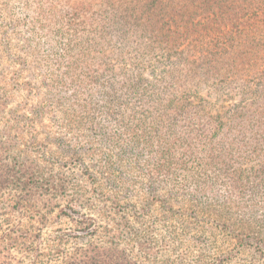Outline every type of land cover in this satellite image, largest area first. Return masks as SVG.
I'll return each instance as SVG.
<instances>
[{
    "label": "rangeland",
    "instance_id": "1",
    "mask_svg": "<svg viewBox=\"0 0 264 264\" xmlns=\"http://www.w3.org/2000/svg\"><path fill=\"white\" fill-rule=\"evenodd\" d=\"M46 25L44 0H0V264H69L110 247L118 250L112 264H264V246L238 240L224 221L198 209L188 190L168 192L188 186L170 175L194 164L174 163L190 149L187 124L173 123L172 135L151 133L153 149L123 152L105 115L92 121L96 129L88 122L89 109L104 106L92 81L99 70L92 45L66 54L47 39ZM165 63H151L148 78H160ZM60 79L68 84L57 86ZM248 90L262 96L257 82ZM242 96L222 106L252 102ZM157 142L170 158L157 166L165 175L151 179L155 162L147 160L161 154ZM258 164L242 168L255 174Z\"/></svg>",
    "mask_w": 264,
    "mask_h": 264
},
{
    "label": "trees",
    "instance_id": "2",
    "mask_svg": "<svg viewBox=\"0 0 264 264\" xmlns=\"http://www.w3.org/2000/svg\"><path fill=\"white\" fill-rule=\"evenodd\" d=\"M2 6L7 10V3ZM44 23L54 47L61 43L70 54L91 44L88 53L97 56L92 81L104 106L90 108L88 122L105 115L109 137L123 152L153 149L151 133L172 135L173 123L187 124L190 149L171 156L175 164H194L170 175H181L188 186L168 192L188 190L198 209L224 221L238 240L264 246V0H44ZM2 45L9 47L10 39ZM153 62H166V69L150 80ZM253 82L262 96L248 90ZM67 84L60 79L57 86ZM243 93L252 97L250 104L222 106ZM157 144L161 154L147 160L155 162L151 179L165 175L157 166L170 158ZM252 160L261 167L255 174L242 168ZM116 252L90 251L69 264H112Z\"/></svg>",
    "mask_w": 264,
    "mask_h": 264
}]
</instances>
